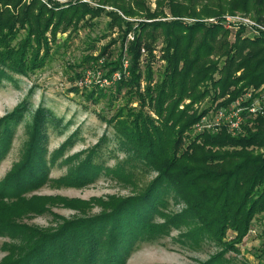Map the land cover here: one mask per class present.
Masks as SVG:
<instances>
[{
	"label": "trees",
	"instance_id": "16d2710c",
	"mask_svg": "<svg viewBox=\"0 0 264 264\" xmlns=\"http://www.w3.org/2000/svg\"><path fill=\"white\" fill-rule=\"evenodd\" d=\"M155 1L157 11L143 9L144 15L136 21L123 20L115 10L106 13L120 26L125 25L122 48L127 35H133L120 54L122 57L125 52L128 76L116 89H124L137 102L125 116L122 109L108 123L128 151L131 166L133 161L155 171L156 176L138 194L92 199L102 208L98 215L71 221L62 218L63 223L52 232L31 231L15 252L13 247L7 248L0 264H124L142 240L165 236L171 227L184 224L229 248L231 243L224 242L227 234L233 232L236 240L241 239L255 216L264 213V115L247 111L253 98H243L235 106L242 109L238 129L231 131L228 124H221L204 128L208 130L195 138L186 135L202 116L192 112L194 103L208 96L216 100L228 95L217 107L226 111L245 89H264V32L259 29V34L250 38L241 28L230 41L222 24L183 20L200 15L193 9L195 0ZM143 2L97 0L100 6L109 5L130 18L135 15L130 3L141 6ZM0 6V75L3 68L23 75L38 69L50 49L47 33L54 40L57 33L77 28L87 15L91 19L104 11L77 0L64 5L53 0H31L29 4L0 0ZM164 8L175 19L158 20L167 18ZM202 8L206 9L203 14L216 18L226 12H243L264 27V0H208ZM20 30L26 32L24 37L13 43ZM156 43L163 44L161 57L165 61L158 80H154L151 66ZM142 49L148 55L143 64ZM112 64L110 72L123 74L120 59ZM186 99L189 104L180 109ZM19 120V109L0 119V156L10 144L12 124ZM44 123L43 111L37 110L20 161L0 183V234L16 231L8 226L22 215L45 211L40 198L24 196L47 181ZM97 169L87 157L60 179L61 184L85 186L96 178ZM170 196L183 206L178 213L167 211ZM56 200L68 208L89 204L79 199ZM31 201L33 204L19 214L16 203ZM156 216L163 221L156 222ZM218 263L220 259L214 256L203 264Z\"/></svg>",
	"mask_w": 264,
	"mask_h": 264
},
{
	"label": "rangeland",
	"instance_id": "374dc122",
	"mask_svg": "<svg viewBox=\"0 0 264 264\" xmlns=\"http://www.w3.org/2000/svg\"><path fill=\"white\" fill-rule=\"evenodd\" d=\"M40 1L47 3V0ZM53 1L64 5L75 0ZM77 1L94 8L102 7L104 11H100L91 19L87 15L77 24V28L57 33L54 40L47 33L50 49L38 69L23 75L3 68L4 73L0 75V119L10 116L16 109L20 112V120L11 126L10 144L0 156V183L20 161L37 110H42L45 116L43 142L47 166L46 183L24 195L28 200L40 198L39 203L45 205V211L22 215L13 221V225L8 226L16 227V231L0 234V261L8 254V247H13L15 252L23 243L24 237L26 238L25 235L31 231L52 232L63 223V219L71 221L98 215L102 208L92 199L106 200L110 196L128 197L138 194L156 176L155 171L139 167L133 161L134 167L131 166L128 151L122 147L112 125L108 123L109 119L122 109V116H125L126 110L136 107L137 102L131 100L124 89L121 92L116 89L117 83L128 76L125 52L122 57L120 54L126 50V43L133 40V35H127L122 48L121 36L125 25L120 26L106 13L115 10L123 20L136 21L144 15L143 9L156 12V1L144 0L141 6L130 3L129 6L135 14L132 18L126 17L109 5L100 6L97 0ZM30 2L31 0H23L25 4ZM207 2L208 0H195L193 9L200 15L195 19L183 20L222 24L224 29L229 31L230 41L235 40V34L241 28L244 29V36L250 38L257 36L259 29L264 32V27L253 16L243 12H226L220 18L203 14L206 9L202 8V5ZM164 13L167 18L158 20L175 19L167 8H164ZM25 33L20 30L13 43L23 38ZM162 47V43H156L152 52L154 80L159 79L165 65L161 57ZM43 52L41 49L40 57ZM141 53L143 64L148 55L145 49H142ZM119 59L122 62L123 74L120 71L110 72L112 63ZM213 59L218 60L217 57ZM222 60L223 58L220 62ZM214 76L218 77L217 74ZM143 85L142 82V87ZM243 98H253L251 104L264 106V89H245L234 104L227 106L226 112L223 110L226 113L223 123L233 120L235 115L241 113L242 109L237 111L235 106ZM227 100L228 95L216 100L208 96L194 103L192 112L202 116L186 135L195 138L202 131L208 130L202 127L207 121L214 125L219 109L217 107ZM189 102L188 99L184 100L180 109ZM87 157H90V163L98 168V175L93 182L82 187L62 185L60 179ZM116 171L119 174H116ZM57 198L79 199L89 204L68 208L56 200ZM167 198V211L178 213L183 206L177 204L171 196ZM32 204V201L21 205L16 203L18 213ZM155 221L163 220L156 216ZM192 228L193 226L188 224L171 227L165 236L150 241L142 240L125 259L124 264H203L214 256L220 259L221 263L218 264H264V213L255 216L250 229L241 239L236 240L235 233L229 232L224 239L225 243H231L229 248L208 240L203 234L192 231Z\"/></svg>",
	"mask_w": 264,
	"mask_h": 264
},
{
	"label": "built area",
	"instance_id": "2783aa9c",
	"mask_svg": "<svg viewBox=\"0 0 264 264\" xmlns=\"http://www.w3.org/2000/svg\"><path fill=\"white\" fill-rule=\"evenodd\" d=\"M241 110V109H236ZM250 114L252 115H257V114H261L264 115V106H261L260 104H251L247 110ZM226 112V111H225ZM222 109L217 110L216 115H217V119L216 122L214 123V125H211V121H207L206 123H203V128H211L213 126H220V122L222 124H228L229 129L231 131H233L234 129H238L239 128V123L241 122V119L238 117V114L235 115V118L231 121H227L226 123H223V120L226 119L225 117V113ZM205 120V118L203 119ZM204 122V121H203Z\"/></svg>",
	"mask_w": 264,
	"mask_h": 264
}]
</instances>
